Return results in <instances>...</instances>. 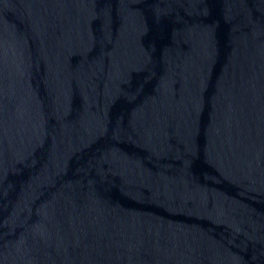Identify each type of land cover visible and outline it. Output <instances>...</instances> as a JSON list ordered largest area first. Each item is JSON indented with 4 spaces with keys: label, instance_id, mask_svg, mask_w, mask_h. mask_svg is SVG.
<instances>
[{
    "label": "water",
    "instance_id": "1",
    "mask_svg": "<svg viewBox=\"0 0 264 264\" xmlns=\"http://www.w3.org/2000/svg\"><path fill=\"white\" fill-rule=\"evenodd\" d=\"M0 264H264V0H0Z\"/></svg>",
    "mask_w": 264,
    "mask_h": 264
}]
</instances>
